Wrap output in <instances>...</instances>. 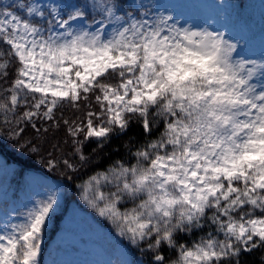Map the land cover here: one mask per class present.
<instances>
[{"label":"snow or ice","instance_id":"1","mask_svg":"<svg viewBox=\"0 0 264 264\" xmlns=\"http://www.w3.org/2000/svg\"><path fill=\"white\" fill-rule=\"evenodd\" d=\"M194 2L0 0V150L46 146L47 172L79 181L120 238L104 264H264V31L198 22ZM133 124L124 159L82 171ZM43 187L22 210L0 196V264H61L44 258L60 185Z\"/></svg>","mask_w":264,"mask_h":264},{"label":"trees","instance_id":"2","mask_svg":"<svg viewBox=\"0 0 264 264\" xmlns=\"http://www.w3.org/2000/svg\"><path fill=\"white\" fill-rule=\"evenodd\" d=\"M229 5L234 7L229 8L230 15L234 17V20L240 23L245 24L248 32L253 35V37H260L262 31H264V6L260 8L258 0H226ZM74 115L72 110H66L65 116L72 117ZM83 115V113H79ZM136 137V140L142 142L143 136L141 134V129L138 125L133 124L129 129L128 133L120 136L114 137L112 143L108 145L103 152L95 154V159L90 162L87 168L82 169V171H93L95 169L105 168L112 160L115 159H124L125 158V149L124 145L129 142V137ZM60 137H63V132L60 133ZM95 147L94 144H89L85 146V153H92V149ZM119 148V151H114V149ZM67 152H71L70 147L66 146ZM0 154L5 157L6 164L8 168L0 173V196H3L4 193H7V196L10 199L11 203H18L21 200V196L26 194L29 189L26 187V181H28L27 175L30 172H38L41 174L46 173L49 177L54 179L56 182L60 183L62 188L61 192V207L57 209L56 216L53 217L51 224L49 225V231L46 236V243L44 247V258L46 261V253L49 250L50 246L56 241L58 234L61 230L64 229L63 221L67 218L70 212L73 209L83 210L92 221L97 222L104 231H109L115 239V247L118 245L119 237L116 236L115 231L112 226L98 215L93 212L91 209L87 208L78 197V193L74 187V183H78L76 180L74 182H66L64 175L58 169L55 172H47L43 164V160L47 158V150L41 151L40 155L33 156L30 153H24L23 157L20 156L16 150L9 146L5 150H0ZM27 160L28 167L24 170V175L20 176L17 173L20 172L21 168L24 165L18 160ZM11 166L12 168L10 169ZM187 239V238H185ZM127 251V249H125ZM167 254V251H166ZM131 255V253H129ZM136 259L140 260L142 257L137 252ZM249 262L253 259L252 257L247 258Z\"/></svg>","mask_w":264,"mask_h":264},{"label":"rangeland","instance_id":"3","mask_svg":"<svg viewBox=\"0 0 264 264\" xmlns=\"http://www.w3.org/2000/svg\"><path fill=\"white\" fill-rule=\"evenodd\" d=\"M259 6H264V0H258ZM225 4H229L224 0ZM215 3L219 0H198L190 5L186 10L189 18H193L198 22L205 21L209 17L216 18L214 27H219L221 24L230 22L237 28L243 27L248 31L246 25L234 20L230 15L229 8L222 12L217 10ZM227 14V15H226ZM260 37H255L254 40L258 44ZM0 163L6 165V168L0 167V173L5 171L8 166L6 159L0 154ZM10 169L12 168L9 166ZM28 181L31 178H38L42 183L34 184L26 194L21 196L18 203H13L18 210H22L24 203L32 198L34 193H43L44 185H60L48 175L38 172H30L27 175ZM62 192V188L60 187ZM69 222L71 226L69 227ZM64 229L58 234L56 241L50 246L45 257L46 261L56 260L61 264H104L107 259H115L116 247L114 245V236L109 231H104L100 225L92 221L83 210L73 209L63 223ZM117 247H122L118 244Z\"/></svg>","mask_w":264,"mask_h":264}]
</instances>
